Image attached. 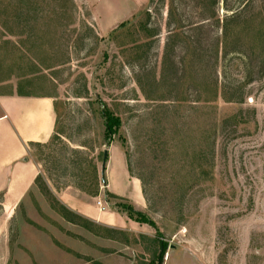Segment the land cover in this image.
Here are the masks:
<instances>
[{
	"label": "rangeland",
	"instance_id": "374dc122",
	"mask_svg": "<svg viewBox=\"0 0 264 264\" xmlns=\"http://www.w3.org/2000/svg\"><path fill=\"white\" fill-rule=\"evenodd\" d=\"M246 12L224 79L222 0H0V97L57 111L30 150L34 190L15 206L0 195V264H158L160 242L162 264H264V0ZM104 109L121 121L111 143ZM114 150L141 182L142 205L126 203L150 222L69 223L54 192L129 219L107 196L109 158L102 174ZM93 168L97 197L79 189Z\"/></svg>",
	"mask_w": 264,
	"mask_h": 264
},
{
	"label": "crops",
	"instance_id": "0c3cea01",
	"mask_svg": "<svg viewBox=\"0 0 264 264\" xmlns=\"http://www.w3.org/2000/svg\"><path fill=\"white\" fill-rule=\"evenodd\" d=\"M0 110V195L9 206H15L35 188L40 169L31 159L30 150L54 136L56 102L49 96L6 95L0 97ZM108 158V191L129 203L142 205L141 182L130 175L126 156L114 150ZM54 193L69 210L100 227L133 231L140 226L118 213L107 214L100 207L83 203L68 191ZM100 203L104 208L105 204Z\"/></svg>",
	"mask_w": 264,
	"mask_h": 264
},
{
	"label": "trees",
	"instance_id": "16d2710c",
	"mask_svg": "<svg viewBox=\"0 0 264 264\" xmlns=\"http://www.w3.org/2000/svg\"><path fill=\"white\" fill-rule=\"evenodd\" d=\"M223 1V6L224 9L227 12H231V15L227 16L224 20V26H223V45H224V49H223V77L224 79H227L228 74H229V66L227 65V59L233 55L235 56H239V54H241L240 52H237L239 49L236 46L232 47V44H230L231 41V36H233V29L232 27L234 25H237V23L240 20H243L248 14H247V8L251 5H254L256 3L257 0H238L237 5L235 6H231L229 4L230 0H222ZM246 2V4H244V2ZM261 1V0H260ZM244 4V5H243ZM235 27V26H234ZM230 45V46H229ZM241 57V56H239ZM246 61V60H245ZM244 68V77L245 78H250L251 80L248 81V83L250 81H252V75H253V70L250 67H247L246 64L243 65ZM260 73L262 75H264V71L263 69L260 70ZM243 99L241 98L240 100H237L235 98H229L228 102H236V103H242ZM103 117L105 119L104 122V126L106 129L105 132V137L106 139H108V142L111 143L113 137L116 135V133L118 132V130L121 127V121L119 118H117L113 113H111L109 110L104 109L103 111ZM108 160V159H107ZM39 180V177L37 178L36 181ZM79 189L82 192L87 193L88 195L92 196V197H97L99 196V179H98V172L96 170V168H93V174L89 180V187H85V186H80ZM42 191L44 192V194L46 196H51L49 189L47 188V186H42ZM107 196L118 200V203L116 204L115 207H117L120 212L126 213L128 215V218L137 222V223H146V222H150L146 215H144L142 212L137 211L133 205L126 203L127 201H125L122 198H119L113 194H107ZM55 202V200H53ZM58 210L60 211V213L64 216V218L69 222L72 223L74 225H78L81 227H84L86 229H89L91 231H93L92 229L95 227V225L82 218L81 216L77 215V214H72L67 208H65L64 206H59ZM166 249L167 246L165 244H163L162 242H160V251H159V256H157V261L158 264H162L163 263V259L166 253Z\"/></svg>",
	"mask_w": 264,
	"mask_h": 264
},
{
	"label": "water",
	"instance_id": "95a60500",
	"mask_svg": "<svg viewBox=\"0 0 264 264\" xmlns=\"http://www.w3.org/2000/svg\"><path fill=\"white\" fill-rule=\"evenodd\" d=\"M108 155H109L108 151H105V152H104L103 165H102V174H103V176H104L105 173H106V167H107V159H108Z\"/></svg>",
	"mask_w": 264,
	"mask_h": 264
},
{
	"label": "built area",
	"instance_id": "2783aa9c",
	"mask_svg": "<svg viewBox=\"0 0 264 264\" xmlns=\"http://www.w3.org/2000/svg\"><path fill=\"white\" fill-rule=\"evenodd\" d=\"M99 206L101 207V209H103V210H104V208L101 206V203H99Z\"/></svg>",
	"mask_w": 264,
	"mask_h": 264
}]
</instances>
